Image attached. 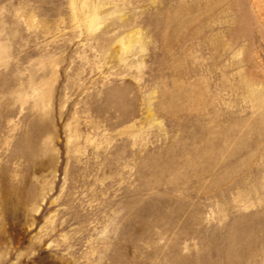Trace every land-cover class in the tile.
<instances>
[{"label": "rangeland", "instance_id": "1", "mask_svg": "<svg viewBox=\"0 0 264 264\" xmlns=\"http://www.w3.org/2000/svg\"><path fill=\"white\" fill-rule=\"evenodd\" d=\"M0 264H264V0H0Z\"/></svg>", "mask_w": 264, "mask_h": 264}]
</instances>
